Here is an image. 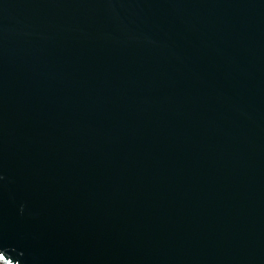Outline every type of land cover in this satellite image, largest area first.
I'll return each mask as SVG.
<instances>
[{
	"label": "water",
	"instance_id": "obj_1",
	"mask_svg": "<svg viewBox=\"0 0 264 264\" xmlns=\"http://www.w3.org/2000/svg\"><path fill=\"white\" fill-rule=\"evenodd\" d=\"M0 260L264 264V0H0Z\"/></svg>",
	"mask_w": 264,
	"mask_h": 264
},
{
	"label": "bare ground",
	"instance_id": "obj_2",
	"mask_svg": "<svg viewBox=\"0 0 264 264\" xmlns=\"http://www.w3.org/2000/svg\"><path fill=\"white\" fill-rule=\"evenodd\" d=\"M0 261H1V260H0ZM1 263H2V264H6V263H5V262H3V261H2Z\"/></svg>",
	"mask_w": 264,
	"mask_h": 264
},
{
	"label": "rangeland",
	"instance_id": "obj_3",
	"mask_svg": "<svg viewBox=\"0 0 264 264\" xmlns=\"http://www.w3.org/2000/svg\"><path fill=\"white\" fill-rule=\"evenodd\" d=\"M1 262H2V261H0V264H2ZM3 262H4V261H3ZM5 263H6V262H5ZM6 264H8V263H6Z\"/></svg>",
	"mask_w": 264,
	"mask_h": 264
}]
</instances>
